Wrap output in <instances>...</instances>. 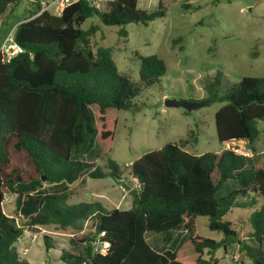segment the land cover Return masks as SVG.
I'll use <instances>...</instances> for the list:
<instances>
[{
    "label": "trees",
    "instance_id": "trees-1",
    "mask_svg": "<svg viewBox=\"0 0 264 264\" xmlns=\"http://www.w3.org/2000/svg\"><path fill=\"white\" fill-rule=\"evenodd\" d=\"M19 2L0 0V22ZM39 9V0L28 1L13 34L23 51L0 61V264H31L14 246L25 224L81 230L91 218L93 235L106 243L105 251L94 248L91 234L81 241L82 254L62 250L61 264H204L205 253L235 242L252 264H264V157L257 163L230 146L194 155L178 141L144 153L129 165L139 187L128 209L107 210L97 201L67 203L68 185L82 175L120 180L114 160H107L105 171L75 154L89 153L100 143L109 149L117 119L108 110L130 108L166 72L157 55L140 56L139 81H131L119 72L109 48L92 49L91 37L99 24L146 23L165 16L166 9L164 0L152 11L138 8L137 0H109L101 11L85 0L60 14L36 15ZM94 15L99 24L82 29ZM220 85L221 78L213 76L204 86L206 97L195 101L223 103L214 114L219 142L251 144L258 135L256 122L264 118V76H243L222 94ZM8 192L15 195L16 217L3 212ZM232 208L253 209L248 235L255 245L238 239L223 219ZM198 216H206L208 228L223 237L192 233L165 254L146 241L147 232L161 234L164 242L173 232H193ZM191 248L193 256H179L178 251Z\"/></svg>",
    "mask_w": 264,
    "mask_h": 264
},
{
    "label": "rangeland",
    "instance_id": "rangeland-1",
    "mask_svg": "<svg viewBox=\"0 0 264 264\" xmlns=\"http://www.w3.org/2000/svg\"><path fill=\"white\" fill-rule=\"evenodd\" d=\"M28 1L20 0L9 20L0 22L3 37L22 17ZM157 4L158 0H137V7L145 11L156 9ZM164 6L165 16L146 23L107 26L99 24L94 15L81 26L87 29L90 24H99L90 46L94 51L98 47L109 48L119 72L131 81H139L140 56L157 55L164 60L166 72L158 82L144 88L133 99L130 108L108 110V114H114L117 119L109 149L100 143L89 153L79 150L75 154L76 158L105 171L107 160H114L121 170L120 180L82 175L68 185L67 203L97 201L107 210L130 208L132 192L139 186L129 165L144 153L169 142L183 141L184 149L194 155L218 153L230 146L257 163L264 157V118L257 120L258 135L251 144L245 140L228 144L217 139L214 122V114L223 103L213 102L191 111L164 104L168 98L195 101L206 97L204 86L215 75L221 78L220 94L243 76H264V0H164ZM3 22L8 24L5 30ZM120 29H124L125 34H121ZM252 210L232 208L223 217L231 223L237 238L250 245L254 244L248 235L251 231L248 215ZM3 212L16 217L15 195L10 192L4 195ZM207 223L206 216H198L193 232H173L166 242L161 234L153 232H147L145 238L164 254L192 233L220 240L223 234L210 230ZM94 231L92 218L84 222L81 230L53 224H25L23 234L14 246L19 257L31 264H61V251L82 254L81 241ZM91 239H96L94 248L103 252L97 237L93 235ZM261 250L264 253V245ZM178 252L179 256L185 257L195 254L192 248ZM204 259V264H252L237 242L228 244L226 250L220 247L205 253Z\"/></svg>",
    "mask_w": 264,
    "mask_h": 264
},
{
    "label": "built area",
    "instance_id": "built-area-1",
    "mask_svg": "<svg viewBox=\"0 0 264 264\" xmlns=\"http://www.w3.org/2000/svg\"><path fill=\"white\" fill-rule=\"evenodd\" d=\"M76 1L78 0H50V1L39 0L40 9L36 13V15L42 13L43 11H49L53 14H60L65 6L70 5L71 3ZM85 1L89 5L97 9L98 11H101L105 9L107 2L109 0H85ZM15 26L4 35L2 41L0 42V61L2 63L9 62L16 54L21 53L23 51L21 46L14 41L13 34H14ZM234 150L236 152V149ZM34 238L35 235L31 240L33 241ZM102 246H103L102 250L104 252L107 245L106 243H102Z\"/></svg>",
    "mask_w": 264,
    "mask_h": 264
},
{
    "label": "water",
    "instance_id": "water-1",
    "mask_svg": "<svg viewBox=\"0 0 264 264\" xmlns=\"http://www.w3.org/2000/svg\"><path fill=\"white\" fill-rule=\"evenodd\" d=\"M166 107H182L186 111H191L193 109L202 107L206 105L204 102H197V101H187L183 99H174L168 98L164 101Z\"/></svg>",
    "mask_w": 264,
    "mask_h": 264
},
{
    "label": "crops",
    "instance_id": "crops-1",
    "mask_svg": "<svg viewBox=\"0 0 264 264\" xmlns=\"http://www.w3.org/2000/svg\"><path fill=\"white\" fill-rule=\"evenodd\" d=\"M12 14H13V13H12ZM12 14H11V15H12ZM11 15H10V16H11ZM10 16H9V17H10ZM9 17H7L6 19H8ZM8 20H9V19H8ZM8 20H7V22H8ZM3 24H5V25H4V30H5L6 27L8 26V24L5 23V22H3ZM9 29H10V28H9ZM0 33H1V34H0V42H1L2 39H3V36H2V35H3L2 30H0Z\"/></svg>",
    "mask_w": 264,
    "mask_h": 264
}]
</instances>
